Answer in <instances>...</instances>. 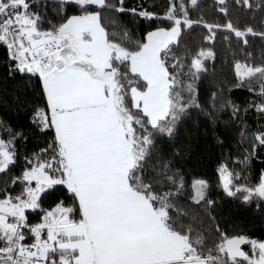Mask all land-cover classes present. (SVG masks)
Segmentation results:
<instances>
[{
	"label": "snow or ice",
	"instance_id": "obj_1",
	"mask_svg": "<svg viewBox=\"0 0 264 264\" xmlns=\"http://www.w3.org/2000/svg\"><path fill=\"white\" fill-rule=\"evenodd\" d=\"M165 2L0 0L6 75L36 101L30 135L0 117V264H264V239L230 232L222 214L239 200L264 216V168L252 175L264 163V0H214L223 22L204 18L203 0ZM125 14L147 22L141 37ZM221 39L229 90L250 95L217 107L214 91L205 106ZM226 109L239 155L221 153L215 193L186 176L194 144L225 147Z\"/></svg>",
	"mask_w": 264,
	"mask_h": 264
},
{
	"label": "trees",
	"instance_id": "obj_2",
	"mask_svg": "<svg viewBox=\"0 0 264 264\" xmlns=\"http://www.w3.org/2000/svg\"><path fill=\"white\" fill-rule=\"evenodd\" d=\"M131 6L138 3H143L145 7H156L158 12H162L166 6L165 0H126ZM204 18L210 22H223L214 10V0H203ZM259 19V16H257ZM147 22L138 21L129 14H125L122 20V24L126 25L130 31L134 33V38H139L147 30L146 27H140L141 24ZM217 59L215 65L209 63V75L204 77L200 84V99L201 103L205 106H210L213 103L212 92H217V98L215 104L217 107L222 102H226L229 98L237 104H243L249 97V93L241 89H231L229 86L233 82V74L231 72V65L233 63L232 56L226 47L225 43L221 39L216 45ZM253 54L255 62L261 61L262 55H264V43L258 39L253 42ZM5 49L0 47V117H4L8 120L13 127L22 126L26 134L30 135L28 115L30 107L35 103V99L32 97L29 91H26L22 85L23 82L19 79H13L7 77L6 69L3 61L5 58ZM214 71V75H212ZM223 88V92H219L218 89ZM19 105V108H18ZM228 111L225 110L221 114L222 123H219L217 127L220 130V134L226 137L225 147L210 148L208 152L200 151L203 148V144H194V150L199 152L197 162L188 166V172L186 179L190 182L194 178H204L210 181L213 185L215 193H219V189L216 188L218 183V176L216 173L217 162L221 156V153H231L233 156L239 155L236 152V141L239 139L237 129L238 125L229 120ZM246 119L249 125L254 130L256 127L253 120L252 113L249 111ZM36 143L35 140L28 141L29 148H32ZM23 151V149L21 150ZM22 163V161H21ZM264 168V163L261 160L253 161L252 175L255 176L259 171ZM222 214L223 224L228 228L230 232L246 233L250 236L264 239V216L255 211L254 208H248L241 204L239 200L236 201H222Z\"/></svg>",
	"mask_w": 264,
	"mask_h": 264
}]
</instances>
